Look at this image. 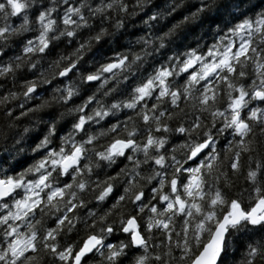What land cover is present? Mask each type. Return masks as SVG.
<instances>
[{
  "label": "clouds",
  "instance_id": "clouds-1",
  "mask_svg": "<svg viewBox=\"0 0 264 264\" xmlns=\"http://www.w3.org/2000/svg\"><path fill=\"white\" fill-rule=\"evenodd\" d=\"M0 264H264V0H0Z\"/></svg>",
  "mask_w": 264,
  "mask_h": 264
}]
</instances>
